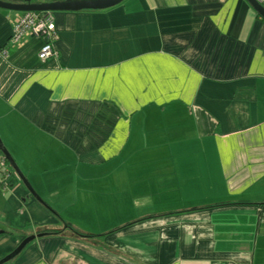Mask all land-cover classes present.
I'll list each match as a JSON object with an SVG mask.
<instances>
[{
    "label": "crops",
    "instance_id": "1",
    "mask_svg": "<svg viewBox=\"0 0 264 264\" xmlns=\"http://www.w3.org/2000/svg\"><path fill=\"white\" fill-rule=\"evenodd\" d=\"M24 13L0 9V261L33 237L4 264H264V19L245 0L51 12L40 60L44 37L9 44Z\"/></svg>",
    "mask_w": 264,
    "mask_h": 264
},
{
    "label": "water",
    "instance_id": "2",
    "mask_svg": "<svg viewBox=\"0 0 264 264\" xmlns=\"http://www.w3.org/2000/svg\"><path fill=\"white\" fill-rule=\"evenodd\" d=\"M123 0H89V1H65V2H49V3H30L25 0L23 4H8L0 1V9L17 11V12H62V11H80V10H101L118 5ZM253 11L264 19V7L257 0H245ZM8 163L14 172L20 177V172L16 165L8 158ZM23 185L32 193L29 185L22 179ZM34 195V194H33ZM35 199L43 204L36 196ZM33 237L25 238L9 255L0 261L4 264L14 258Z\"/></svg>",
    "mask_w": 264,
    "mask_h": 264
},
{
    "label": "built area",
    "instance_id": "3",
    "mask_svg": "<svg viewBox=\"0 0 264 264\" xmlns=\"http://www.w3.org/2000/svg\"><path fill=\"white\" fill-rule=\"evenodd\" d=\"M261 1H259L260 3ZM29 33L36 37H44L46 42L38 52V58L45 60L53 55L51 41L56 39L54 22L49 12L37 14L25 12L24 15L13 25L9 44L15 46L19 44L22 36Z\"/></svg>",
    "mask_w": 264,
    "mask_h": 264
},
{
    "label": "rangeland",
    "instance_id": "4",
    "mask_svg": "<svg viewBox=\"0 0 264 264\" xmlns=\"http://www.w3.org/2000/svg\"><path fill=\"white\" fill-rule=\"evenodd\" d=\"M51 172H52V174H54V169H51ZM54 176H56L57 177V175L55 174ZM51 181H52V177H51ZM57 187H58V185H57ZM70 191V190H69ZM68 191V192H69ZM53 204V212H54V214L56 215V217L59 215V211L57 212V209H59V207H58V205L56 204V201H55V203H52ZM51 208V207H50ZM52 210V209H51Z\"/></svg>",
    "mask_w": 264,
    "mask_h": 264
},
{
    "label": "trees",
    "instance_id": "5",
    "mask_svg": "<svg viewBox=\"0 0 264 264\" xmlns=\"http://www.w3.org/2000/svg\"><path fill=\"white\" fill-rule=\"evenodd\" d=\"M6 160V159H5Z\"/></svg>",
    "mask_w": 264,
    "mask_h": 264
}]
</instances>
